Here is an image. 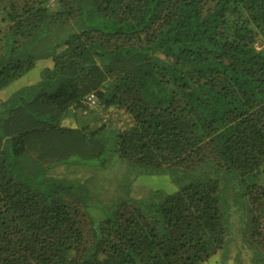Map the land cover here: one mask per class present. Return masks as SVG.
<instances>
[{"label":"trees","instance_id":"obj_1","mask_svg":"<svg viewBox=\"0 0 264 264\" xmlns=\"http://www.w3.org/2000/svg\"><path fill=\"white\" fill-rule=\"evenodd\" d=\"M41 60V82L0 101V264H210L238 206L264 264V0H0V90ZM91 93L126 129L61 125L98 113ZM109 148L178 190L96 222L83 181L54 173Z\"/></svg>","mask_w":264,"mask_h":264},{"label":"rangeland","instance_id":"obj_2","mask_svg":"<svg viewBox=\"0 0 264 264\" xmlns=\"http://www.w3.org/2000/svg\"><path fill=\"white\" fill-rule=\"evenodd\" d=\"M49 63L45 60L39 61L38 66L29 74L1 89L0 101H9L20 93L26 92L27 89L36 86L41 82L45 69L50 65ZM77 116L78 120L73 115L65 117L61 125L67 127V124L73 123L72 120H75L81 127L90 124L91 131L95 130L94 125L97 123L100 127L107 125L105 127L108 130L117 131L126 129L131 123L130 117L124 111L109 112L108 122H104L101 116L94 112L84 117L79 111ZM106 136L107 134L103 137L107 138ZM111 138L112 136H110ZM80 159L82 158L72 159L67 167L58 168L54 174L60 179L83 181L85 190L83 193H79L82 200L85 199V205L89 207V212L96 222L104 220L121 203L141 199L155 192L171 194L179 188L175 176L165 173L145 174L134 163L121 158L118 153H114L113 149L110 148L101 157L102 165L96 168L93 166L94 160L88 162L89 165H80L78 163ZM89 177L93 178V181L87 184L84 179ZM241 192L242 188L237 186V182H233L224 193L229 203V200L234 202L238 199ZM232 210L230 220L234 222L235 230L231 233L230 246L220 255L212 258L210 264H254L252 259L255 256V251L249 244L248 233L246 234L248 222L244 216V211L240 206L233 207Z\"/></svg>","mask_w":264,"mask_h":264},{"label":"built area","instance_id":"obj_3","mask_svg":"<svg viewBox=\"0 0 264 264\" xmlns=\"http://www.w3.org/2000/svg\"><path fill=\"white\" fill-rule=\"evenodd\" d=\"M85 105L87 107V110L85 111L86 114H88L90 110L97 111L99 115L101 116L102 120L104 122H108L109 113L105 111V108L102 104V101L98 93L89 94L85 101Z\"/></svg>","mask_w":264,"mask_h":264},{"label":"crops","instance_id":"obj_4","mask_svg":"<svg viewBox=\"0 0 264 264\" xmlns=\"http://www.w3.org/2000/svg\"><path fill=\"white\" fill-rule=\"evenodd\" d=\"M76 120H78V118H75ZM72 122L73 123H69V124H67L68 126H67V128H78V127H81L80 125H79V123H77V122H75V120H72ZM88 125V127H90V129H91V125L90 124H87ZM93 126V125H92ZM95 127H100V125L97 123V124H95L94 125Z\"/></svg>","mask_w":264,"mask_h":264}]
</instances>
